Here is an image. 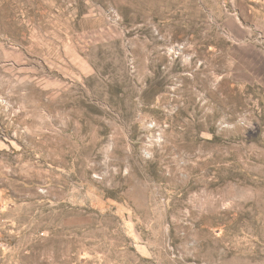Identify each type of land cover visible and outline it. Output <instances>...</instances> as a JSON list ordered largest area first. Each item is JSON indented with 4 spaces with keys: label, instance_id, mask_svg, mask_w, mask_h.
Here are the masks:
<instances>
[{
    "label": "rangeland",
    "instance_id": "obj_1",
    "mask_svg": "<svg viewBox=\"0 0 264 264\" xmlns=\"http://www.w3.org/2000/svg\"><path fill=\"white\" fill-rule=\"evenodd\" d=\"M0 264H264V0H0Z\"/></svg>",
    "mask_w": 264,
    "mask_h": 264
}]
</instances>
